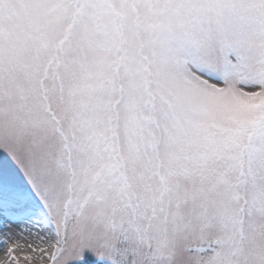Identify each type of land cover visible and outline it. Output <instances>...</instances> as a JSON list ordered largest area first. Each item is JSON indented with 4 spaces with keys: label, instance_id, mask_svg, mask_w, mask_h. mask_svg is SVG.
Masks as SVG:
<instances>
[{
    "label": "snow or ice",
    "instance_id": "1",
    "mask_svg": "<svg viewBox=\"0 0 264 264\" xmlns=\"http://www.w3.org/2000/svg\"><path fill=\"white\" fill-rule=\"evenodd\" d=\"M0 264H264V0H0Z\"/></svg>",
    "mask_w": 264,
    "mask_h": 264
}]
</instances>
